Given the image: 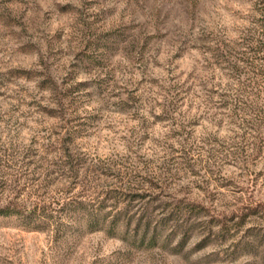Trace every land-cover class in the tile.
<instances>
[{
	"label": "rangeland",
	"instance_id": "1",
	"mask_svg": "<svg viewBox=\"0 0 264 264\" xmlns=\"http://www.w3.org/2000/svg\"><path fill=\"white\" fill-rule=\"evenodd\" d=\"M252 64L264 0H0V204L100 225L0 215V264H264Z\"/></svg>",
	"mask_w": 264,
	"mask_h": 264
},
{
	"label": "trees",
	"instance_id": "2",
	"mask_svg": "<svg viewBox=\"0 0 264 264\" xmlns=\"http://www.w3.org/2000/svg\"><path fill=\"white\" fill-rule=\"evenodd\" d=\"M252 73L250 76L251 92L246 95L244 100L235 98L241 100L244 105H237L240 113L234 121L231 119L230 122H237L238 126L248 133V136L243 137L246 148L260 151L262 142H264V71L261 70V67L254 65ZM45 202L36 201L31 206H24L9 200V202L0 204V215L17 214L22 217L27 227L41 229L51 223L61 224L60 218L65 215L70 217L77 213L83 216L89 213L85 208L86 203L82 200H76L75 203L68 200L60 205H51L52 202L48 204ZM88 216L87 227L89 230L99 229L97 217L90 214Z\"/></svg>",
	"mask_w": 264,
	"mask_h": 264
}]
</instances>
